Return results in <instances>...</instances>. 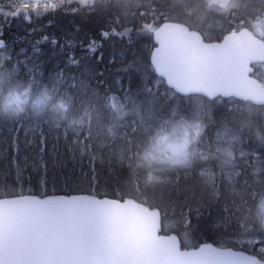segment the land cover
Segmentation results:
<instances>
[{"label": "snow or ice", "instance_id": "1", "mask_svg": "<svg viewBox=\"0 0 264 264\" xmlns=\"http://www.w3.org/2000/svg\"><path fill=\"white\" fill-rule=\"evenodd\" d=\"M69 16L75 32L93 18L100 21L101 39L81 41L79 55L73 39L48 35L29 41L31 53L24 48L8 56L0 52V93L8 89L7 102H15L14 111L22 113L0 119V145L17 168V183L0 187V264H264V76H253L250 67L264 64V0H0V49L12 53L2 37L4 25L13 20L35 33L45 27H36L39 20L47 17L51 24L52 18ZM205 21H215V27ZM133 32L154 41L146 54L134 53L124 65L140 77L138 86L117 80L118 90L101 89L97 85L104 81L97 78L103 72L90 63L92 57L101 63L103 40L119 36L131 41ZM41 43L54 49L59 45L63 59V67L47 76ZM18 88L22 95L39 93L54 101L60 118L50 121L38 106L31 114L20 109L13 91ZM161 96L195 103L191 108L174 105L165 119L163 106L156 107ZM218 106L234 119L241 117L239 128L230 126L224 113L215 119ZM70 108L80 111L78 119L67 120ZM181 113L191 123L181 119L173 124ZM169 126L191 129L199 147L174 150L156 165L161 158L154 151L141 158L153 133L157 144L168 140ZM212 126L216 131L209 135ZM244 128L251 143L241 135ZM28 152L45 173V153L54 164L65 153L73 160L87 159L92 165L88 187L66 185L64 194L56 195L55 184L49 194L47 180L35 188L29 180L25 188L17 158L28 161ZM97 160L110 165L127 160L130 175L115 190L98 191ZM145 161L149 171L141 180L138 172ZM193 170H199L209 199L216 202L222 189L239 195L253 188L248 215L259 227L242 224L237 240L249 245L247 251L234 250L222 239L215 247L191 240L190 211L178 222L165 223L160 203L170 196L168 186L179 190V173L187 178ZM223 213L227 226V204ZM176 223L184 229L183 239L168 234Z\"/></svg>", "mask_w": 264, "mask_h": 264}, {"label": "trees", "instance_id": "2", "mask_svg": "<svg viewBox=\"0 0 264 264\" xmlns=\"http://www.w3.org/2000/svg\"><path fill=\"white\" fill-rule=\"evenodd\" d=\"M49 18H43L39 20L36 27L40 25L45 27L41 31L35 33H29L25 27L18 26L13 20L11 25H4L3 39L8 41L12 47V53L15 54L21 48L27 50L28 53L32 52L31 41H35L37 38L43 35L49 37L55 36L58 39L71 38L75 42V49L77 55L81 53V41L85 44L89 42L90 37H94L100 40L98 29L101 26V22L93 18L87 24L80 26L79 32L74 31L73 20L69 17L52 18V23L49 24ZM76 23H79L77 20ZM32 25H28L27 28H31ZM131 27V25H128ZM133 39L129 41L127 38L121 39L119 36L110 37L107 40H103V47L99 49L103 52V61L101 63L95 62V57H92L90 63L95 65L96 70L102 71L103 76L97 79L103 80V85H97V79H92V85H97L101 89L104 87H110L113 91L120 88V84L117 80L121 81L124 85H128L131 82L132 87H137L140 82V77L135 74L134 71L124 70V65L134 59V53L146 54L147 45L152 43V40L146 36L141 35L137 37L133 32ZM42 49L41 59L44 60V74L47 76L48 71L55 72L57 66L63 67L62 54L59 52V45L56 48H52L48 43H41L38 45ZM121 49L123 55H120ZM99 54V53H97ZM115 56V59L111 57ZM23 59V57H20ZM259 75L258 73L255 74ZM260 76V75H259ZM195 101H173L166 99L161 96L157 101L156 107L161 108L164 113V118L170 114V109L176 104H183L188 108H191ZM222 113H224L223 107L218 106L215 111V119L219 121ZM230 126L239 128L241 117L237 116L235 119L231 114H226ZM69 117H79L80 111L70 108ZM255 118H258L253 113ZM66 123V122H65ZM216 126H212L208 129V134L211 135L212 130ZM241 135H247L250 137V132L247 128L242 129ZM249 142L250 139H248ZM3 145H0V187H6L10 184L17 183V168L16 166L10 165L11 153L5 151ZM23 152L21 156H23ZM28 161H24L21 158H17L19 164V171L22 173V180L25 188L29 187V180L33 188L38 187L40 183L47 180L49 194H53L52 186L55 184L57 191L55 193H64L61 190L65 189V186L73 187L79 186L81 188H87V181L91 179V163L85 159L83 162L79 157L75 160L71 159L67 153L64 154L63 158L58 162H53L52 158L45 153L44 159L47 161V171L40 165V162L35 158L32 152H28ZM27 164L25 168L24 165ZM35 166V168H34ZM95 167L97 169V178L100 183L98 191H107L108 189L115 190L117 185H122L123 182L130 175L129 163L127 160L120 164L115 160L112 161L111 165L105 161L103 164L99 160L96 161ZM138 175L141 180L146 176L145 173L140 170ZM181 179L179 184V190L175 185H169L170 196L166 198L164 203H160V212L164 217L165 223L178 222L183 214H187L189 211L191 215L189 217L192 225L190 239L195 241H210L215 243L222 239L223 243L233 248H241L247 251V247L238 245L233 242V238L240 237L243 232L241 225L243 224L246 228L255 229L259 225L256 221L252 220L248 215V209L253 204V198L251 192L253 188L247 189V194L241 193L234 195L231 191L221 190V197L219 202L210 200L207 195L204 186L201 182V178L198 174V170H193L191 174L185 178L184 172L179 173ZM107 185L108 188L104 186ZM241 186L237 185V189ZM42 190V189H41ZM259 191V189H255ZM148 195L151 198V189L148 191ZM243 201H247L245 204ZM202 202V203H201ZM159 203V201H157ZM229 207L230 224L227 226L223 222V208L225 205ZM199 205V207H198ZM197 208L199 216L197 215ZM180 239L183 236L180 234L184 231L183 227L176 223L172 227ZM216 244V243H215ZM259 244L255 246L258 250Z\"/></svg>", "mask_w": 264, "mask_h": 264}, {"label": "clouds", "instance_id": "3", "mask_svg": "<svg viewBox=\"0 0 264 264\" xmlns=\"http://www.w3.org/2000/svg\"><path fill=\"white\" fill-rule=\"evenodd\" d=\"M13 91L15 95L19 97L21 101L19 104V108L22 109L23 111L31 114L37 110V106H38L40 113L42 115H46L50 121L55 122L56 119L60 118L61 114L52 107L54 101L45 100L42 96H40L39 93L36 94L30 93L27 94V96L22 95L24 91L23 88L14 89ZM8 99H9V90L5 89L3 93H0V119L9 118L18 114H22L14 111V109L17 108V104L15 102L9 104L7 102ZM68 113H67V120H75L79 118V117H69ZM181 119H184L189 123H191L189 117L181 113L173 118V124L180 121ZM67 120L63 121V123L65 122L67 123ZM164 135L168 136V140L161 141L159 144H157V141L155 139V133H153V138L148 141L145 148L141 151V158H143L145 151H154V153L161 158L160 161L153 162V164L156 165L172 157L174 150L178 151L183 149L184 151L191 152L194 144L196 147H199V143H198L199 136L196 133H194L191 129L185 131V129L182 127H176L175 130L173 131V128L169 126L166 129ZM193 136L196 137L195 140L192 139ZM176 167H179V165H176ZM140 170H142L145 173V176H147L149 168L146 161L143 163Z\"/></svg>", "mask_w": 264, "mask_h": 264}, {"label": "rangeland", "instance_id": "4", "mask_svg": "<svg viewBox=\"0 0 264 264\" xmlns=\"http://www.w3.org/2000/svg\"><path fill=\"white\" fill-rule=\"evenodd\" d=\"M0 52H3L5 56H8V53H7L4 49H0ZM257 73H258L260 76H264V64L260 65V67L258 68V72H257ZM215 131H216V128H215L214 130H212L211 135H212ZM243 137L245 138L246 143H251V142H249V140H248V136H247V135H243ZM198 174H199V170H198ZM239 238H241V237L233 238L232 240H233L234 243H236V244H238V245H241V244L237 243V240H238ZM242 246H245V247L249 248V245H247V244H244V245H242Z\"/></svg>", "mask_w": 264, "mask_h": 264}, {"label": "water", "instance_id": "5", "mask_svg": "<svg viewBox=\"0 0 264 264\" xmlns=\"http://www.w3.org/2000/svg\"><path fill=\"white\" fill-rule=\"evenodd\" d=\"M152 43H154L153 40H152ZM250 67H251V72H252V74H253L254 68H253L252 65H251ZM253 76H256V75L253 74ZM54 194H56V195H63L64 193H54ZM71 194H76V193H71ZM162 234H163V233H162ZM168 234H169V235H177L174 231H169ZM177 236H178V235H177ZM200 243H212L214 247L216 246L215 243L210 242V241H202V242H200ZM229 247H231V246H229ZM232 248H233V247H232ZM233 249H234V250H237V251H246V250L241 249V248H233Z\"/></svg>", "mask_w": 264, "mask_h": 264}, {"label": "flooded vegetation", "instance_id": "6", "mask_svg": "<svg viewBox=\"0 0 264 264\" xmlns=\"http://www.w3.org/2000/svg\"><path fill=\"white\" fill-rule=\"evenodd\" d=\"M197 23L199 24V22H197ZM207 23H212L213 27H215V21H205V24H207ZM260 65H262V64H260V63H255V64L252 65L253 68H254V71H253V74H254V75L257 74V72H258V68L260 67Z\"/></svg>", "mask_w": 264, "mask_h": 264}]
</instances>
